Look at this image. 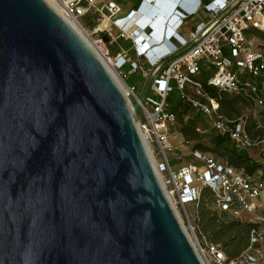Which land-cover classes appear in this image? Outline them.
I'll use <instances>...</instances> for the list:
<instances>
[{"label":"water","instance_id":"95a60500","mask_svg":"<svg viewBox=\"0 0 264 264\" xmlns=\"http://www.w3.org/2000/svg\"><path fill=\"white\" fill-rule=\"evenodd\" d=\"M137 110L45 0H0V264H202Z\"/></svg>","mask_w":264,"mask_h":264},{"label":"built area","instance_id":"2783aa9c","mask_svg":"<svg viewBox=\"0 0 264 264\" xmlns=\"http://www.w3.org/2000/svg\"><path fill=\"white\" fill-rule=\"evenodd\" d=\"M52 1L85 33L84 20L97 21L92 28L93 44L123 81L122 93L130 107L138 104L136 127L151 150L154 170L174 212L182 210L187 216V208L196 206L202 191L208 190L215 210L234 220L255 224L251 241H257L256 234L262 240V173L248 176L200 150H190V162L173 169L169 158L176 147L169 142V134L177 117L167 106L170 93L176 91L177 100L185 101L201 116L196 133L227 134L239 150L249 152L255 142L264 140L251 139L242 117H223L217 100L203 90L206 84L245 97L256 108L264 107V0H139L138 7L132 4L123 16L115 0ZM200 10L205 19L185 29L182 36L185 21ZM136 28L140 33H135ZM117 40L129 41L130 46L120 47L112 56L107 45ZM125 68L137 76L151 78L142 102L139 86L126 84ZM181 144L189 149L188 142ZM173 160L179 162L181 156ZM249 248L235 259H228L221 246L211 242H204L196 252L202 264H264L262 257L252 254Z\"/></svg>","mask_w":264,"mask_h":264},{"label":"trees","instance_id":"16d2710c","mask_svg":"<svg viewBox=\"0 0 264 264\" xmlns=\"http://www.w3.org/2000/svg\"><path fill=\"white\" fill-rule=\"evenodd\" d=\"M138 5L139 0L134 4V7L137 8ZM203 90L209 97L217 100L218 112L229 120L241 118L237 108L238 104L252 106L245 97L227 94L206 84L203 85ZM175 94L176 91L170 93L167 109L176 115L181 126L180 133L185 142L190 143V141H197L200 138H206L208 141V144L196 143L192 150L209 152L212 156L222 159L228 166L248 176L254 175L262 167L259 162L251 158L249 152L239 150L227 134L214 131L203 135L196 133L194 129L197 124L201 123V116L188 103L177 100ZM244 125L252 140L258 142L263 140L264 131H253L254 127H248L246 121ZM211 201V193L208 190H203L196 205L198 233L209 242L219 244L228 259H235L252 246L251 232L256 229V225L251 222L230 219L227 214L212 210L208 206Z\"/></svg>","mask_w":264,"mask_h":264},{"label":"rangeland","instance_id":"374dc122","mask_svg":"<svg viewBox=\"0 0 264 264\" xmlns=\"http://www.w3.org/2000/svg\"><path fill=\"white\" fill-rule=\"evenodd\" d=\"M115 1L118 3V5L122 9V12L120 15H125L127 13V11L129 10L130 4H136L137 3V0H131L129 2L128 1L124 2L123 0H115ZM96 25H97V21L92 20L91 18H87L82 23V26L86 29V33L83 32V30L80 28L81 31L84 33L83 35L85 37L87 36V38L89 39L90 42H94L95 36L92 33L93 32L92 28L96 27ZM129 46H130L129 41L117 40L116 42L108 44L107 48L109 49L110 54L112 56H114L120 47L121 48H128ZM125 72L127 74L126 84L139 86V91L142 92V90H143V88L147 82V79H145L142 76H137L136 74L131 73L127 68H125ZM116 75L119 78L117 73H116ZM175 95L177 97L178 93L176 92ZM237 108L239 109V114L242 117V119L246 120L248 127H250V128L254 127L253 131H257V130L264 131V107L263 108H256L253 105L250 106L248 104H246V105L238 104ZM180 128H181L180 123H178V121H177L176 124L174 126H172L170 129L171 131L169 134V142L173 146H175L176 144L182 145L181 143H183V144L185 143V140L180 133ZM196 143L208 144V141L206 138H200L197 141H190L189 145H187L189 148L188 150L181 147L182 150L174 151L172 156H170V158H169L170 159V165L181 166V165H186V163L190 162V160L192 159V156L190 155V150H192V147ZM206 153H209V152H206ZM209 154L212 155L211 153H209ZM177 155L181 156V161H179V162H175L173 160ZM249 155L251 156V158L253 160L259 162L262 165V167L255 174H258L261 172L262 176H264V140L261 143L255 142V144L249 150ZM208 206L212 210L218 212L217 210H215L211 206V204H209ZM179 215H180L179 218L181 221L180 223L182 224L184 231L187 232L188 235L191 237V238L190 237L189 238L191 239L190 242H192L193 247L198 248V246H203L204 242H209L204 236L199 235L198 230L196 228V218H197V216H196L197 215V207L196 206H190L189 208H187V216L182 210H179ZM227 216H228V218L232 219L229 215H227ZM188 224H190V226L192 228H194L193 231L190 229ZM256 235H257L256 236L257 241H253V242L251 241L253 244L249 248V250L252 254L256 255L257 257L258 256L262 257V259L264 261V238L262 240L261 239L258 240V234H256Z\"/></svg>","mask_w":264,"mask_h":264},{"label":"bare ground","instance_id":"6f19581e","mask_svg":"<svg viewBox=\"0 0 264 264\" xmlns=\"http://www.w3.org/2000/svg\"><path fill=\"white\" fill-rule=\"evenodd\" d=\"M45 2L57 13L59 14L73 29L74 31L86 42V44L89 46V48L94 52V54L98 57V59L102 62V64L105 66V68L108 70V72L111 74V76L113 77V79L115 80L116 84L118 85V87L120 88V90L124 93L125 90H124V84L123 82L121 81V79H119L116 75V73L112 70V68L110 67L109 63L101 56V54L99 53L98 49H96L93 45V42H90L89 39L87 38V36L85 37L83 34V32L81 31L80 29V26L75 23V22H72L70 20H68L67 18H65L61 8L55 3L53 2L52 0H45ZM138 14H141V11L137 13ZM144 21H140V23H143ZM135 30V33H140V30L139 29H134ZM141 139L144 143V146L151 158V161H152V165L155 169V162L152 158V153H151V150L150 148L148 147L147 143L145 142L144 140V137L141 136ZM157 176H158V179H159V182H160V176L159 174L157 173ZM178 218H179V213L176 212ZM180 220V218H179ZM181 222V221H180ZM188 238L190 237L188 235V233L186 232ZM191 238V237H190ZM189 238V240L191 241V239ZM192 243V242H191ZM195 248V247H194ZM195 250L197 251V248H195ZM198 252V251H197ZM202 259V258H201Z\"/></svg>","mask_w":264,"mask_h":264},{"label":"crops","instance_id":"0c3cea01","mask_svg":"<svg viewBox=\"0 0 264 264\" xmlns=\"http://www.w3.org/2000/svg\"><path fill=\"white\" fill-rule=\"evenodd\" d=\"M203 1H207V0H203ZM189 4H191V1H189L188 2ZM132 4H130L129 5V9H130V6H131ZM120 16H123V15H120ZM205 19V14H204V12L202 11V10H200L199 12H198V14H197V16H195V17H193V18H191V19H189V20H187L186 21V23H185V27H184V30H181L180 31V34L182 35V36H184V31H185V29H190V28H193L197 23H199L200 21H202V20H204ZM135 31V30H134ZM162 50V49H161ZM160 50V51H161ZM141 92V91H140ZM175 147H176V151H180V150H182V148H181V146L180 145H175ZM181 166H183V165H181ZM181 166H173V169H177V168H179V167H181Z\"/></svg>","mask_w":264,"mask_h":264},{"label":"clouds","instance_id":"9594fccd","mask_svg":"<svg viewBox=\"0 0 264 264\" xmlns=\"http://www.w3.org/2000/svg\"><path fill=\"white\" fill-rule=\"evenodd\" d=\"M218 1H220V0H218ZM180 9V8H179ZM180 11H182V12H184L185 13V11H183L182 9H180ZM153 34L155 35L156 34V32L155 31H153Z\"/></svg>","mask_w":264,"mask_h":264}]
</instances>
